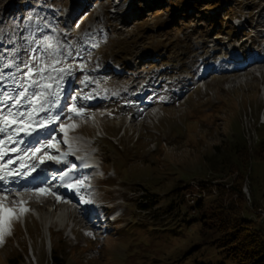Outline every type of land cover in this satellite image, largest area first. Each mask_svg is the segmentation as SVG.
<instances>
[{"label":"rangeland","instance_id":"obj_1","mask_svg":"<svg viewBox=\"0 0 264 264\" xmlns=\"http://www.w3.org/2000/svg\"><path fill=\"white\" fill-rule=\"evenodd\" d=\"M18 1L0 0V12ZM91 1L83 4L85 17L76 31L68 32L63 23L71 17L73 0H45L51 8L41 22L38 16L23 17L34 20L20 36L25 52L34 55V37L48 34L54 46L63 45L60 52L83 59L93 75L107 81L99 95L108 107L117 111V103H129L125 116L131 119L136 106L145 107L140 114L159 102L163 115L141 127L140 116L131 127L125 119L123 130V122L116 125L106 116L82 124L110 175L94 184L89 196L118 202L120 218L101 228L72 211L68 225L84 220L80 229L89 233L73 230L71 239L67 225L58 230L52 222L50 241L40 219L14 218V233L0 247V264H235L210 242L215 225L209 227L208 205L224 189V207L264 224V78L239 71L236 77L230 59L242 41L243 48L248 42L263 47L264 0H122L128 12L115 17L104 9L109 0H94L93 9ZM232 18L244 21L241 31L232 30ZM69 60L58 67L67 68ZM217 66L227 72L207 74ZM77 70H71L76 80L87 73L77 76ZM204 81L206 87L199 85ZM95 89L89 85L88 92L96 95ZM242 140L245 175L239 191L226 194L242 164ZM201 214L203 223L191 220Z\"/></svg>","mask_w":264,"mask_h":264},{"label":"snow or ice","instance_id":"obj_2","mask_svg":"<svg viewBox=\"0 0 264 264\" xmlns=\"http://www.w3.org/2000/svg\"><path fill=\"white\" fill-rule=\"evenodd\" d=\"M52 37L45 36L44 41H36L37 44H41V49H33V52L40 51L43 55L47 54V60L45 65L42 67L38 61L41 59V56L33 55L24 62V68L26 71L23 72L25 77L24 82L19 80L15 81L18 85V89L15 94L5 91L0 93V104L7 105L6 110L0 111V133H6L5 139H0V160H3L4 156L7 155L3 151V146L5 143H10L16 135L19 133H24L25 136H30L32 133L36 132L37 129H47L49 124L56 123L60 120L59 114H53L52 109L58 108L60 106V96L63 93L62 82L66 75H72V65H68L67 68L58 67L65 60L72 56L70 51L60 52V48L63 45H60L59 42L54 46ZM17 49H13L15 53ZM79 55V53H77ZM15 64L14 60L9 61L7 64H4L3 67L11 68ZM16 72L21 71L19 65H15ZM4 79V74L0 73V81ZM89 77L85 76L84 80L81 83H86L89 81ZM91 96H85L84 99H91ZM75 99V98H74ZM27 104L28 108L21 110L22 106ZM70 112L76 114H81L84 112L82 107H76L75 103L72 105ZM40 113H45L44 117L39 121L34 120L35 116H38ZM71 119V116H69ZM47 121V123H45ZM33 124L36 127H33ZM73 127V125H69ZM61 130L65 129V125H60ZM55 139V138H54ZM43 147V146H42ZM47 147L55 148V144H51ZM42 148H35L31 151L33 157L37 153H40ZM10 151H17L16 148H11ZM27 155V153H26ZM68 153H61V157H67ZM45 159L51 161L56 160L57 163H63L64 160L60 157H54L48 155L47 150L44 151V157L41 158V163H44ZM12 160H8L6 164L0 163V181H5L6 177L10 176H28L31 172L35 171V167H31L26 171L20 172H9L7 171V165L12 164ZM21 167H25L21 165ZM75 168V165H73ZM66 175V174H65ZM84 181L77 180L75 185H68V187H83ZM8 194H11V189H5ZM50 189L39 188L36 189L38 194H45L49 192ZM55 195V193H53ZM60 197H57L59 200ZM90 202V201H82ZM24 201H20L19 214L29 211L28 208L24 207ZM18 218L17 213L8 208L3 203V198H0V242H3L6 231L10 228L11 220L13 218Z\"/></svg>","mask_w":264,"mask_h":264},{"label":"bare ground","instance_id":"obj_3","mask_svg":"<svg viewBox=\"0 0 264 264\" xmlns=\"http://www.w3.org/2000/svg\"><path fill=\"white\" fill-rule=\"evenodd\" d=\"M122 6H123V10L129 9L127 6V3H124ZM7 10H8L7 8H4L3 12H5ZM14 11L15 10L12 8L8 13L9 16L12 15L11 18L14 17V13H13ZM243 24H244V21L240 20L237 25L241 26ZM220 48H221V46L219 48L216 47L215 49H213V55L212 56L215 57V55L218 53V50ZM3 55L4 54L1 53L0 57H2ZM230 59H232V60L234 59L233 61H235V63H236L234 65L236 70L233 72V74H235L236 77L241 76L240 74L236 73L238 71L244 72L245 73L244 75H247V74L252 73L253 70L262 69L261 67L264 66V55L262 53H260L259 51H255V49L252 48V46H245V48H243V45H240L239 47L238 46L235 47L233 49V54H230ZM206 72H207V74H212L214 76L215 74H224L227 71H224L223 69H220L219 66H217L215 69H211V70L207 69ZM206 72L205 71L202 72V74L200 75V77H201L200 80L203 79ZM263 84H264V81H263ZM136 85H137V82H135L134 86H136ZM204 85L206 87L208 85V82L204 81ZM154 100H155V98H152V99H150V102H152ZM100 101H101L100 99H98L96 96H94L92 99H90L89 106L91 108H95L99 105ZM118 104H117V106L120 107V105H118ZM149 107H150V105L148 106V108ZM135 108H136V110L130 114V116L132 118L129 120H126V122H128V124H129V127H131L133 125L132 120H133V118H135L134 116L140 111V109H142V108L145 109V107H143V106H136ZM120 111H122V113H121L122 115H120V117L118 119H121L122 116L130 113V104L128 103L126 105H122L120 108ZM111 112H112V109L109 108L104 113L97 114L94 118L97 120L102 119L103 116H106V118H110ZM88 120L91 121V119H88ZM121 122H125V121L121 120ZM118 123H119V121L116 120V125H118ZM64 125H65V130L69 131V129H70L69 125L66 123H64ZM78 132H80V131H78ZM37 133H38V130L36 132L32 133V135H30V136H25L24 133H21L20 134L22 136L21 140H25L26 142H28V144H30V140H32L34 137H37ZM81 134L82 133H79V135H78L77 133H74V131H73V133H71L69 135L66 134L64 136V139H65V141H67L69 143V145H81L84 148H87V146H86L87 141L82 136H80ZM14 143L15 142L12 141V142H10L9 145H7V154H10L12 152V151H10V149H11L10 147ZM72 143H74V144H72ZM17 146H18V144H17ZM27 147L28 146H26L25 150H27ZM66 150L70 151V147L69 146L66 147ZM20 151H18L16 153L12 152V154H10L11 158L9 160H12V161H14L15 159L20 160L23 156H26V153L25 154L23 153L24 155L23 154L20 155L19 154ZM77 153H83V152L78 151ZM27 155H28V152H27ZM90 162H91L90 160L82 161L79 164V168L91 166ZM88 164H90V165L88 166ZM12 165L11 164L7 165L6 170L10 171L12 169L10 166H12ZM59 167L60 166L57 165V168L55 167V169L54 168L49 169L47 166H44V164H42V165H40L39 170L34 171L32 174L36 173L39 175L40 174L43 175V180L41 182H38L39 185H41L42 183H45L46 179L50 180L49 183H46V185L43 186L42 188L49 189V184L54 183L55 186H57V185L59 186V184H61V188L63 190H68L67 184L68 183L72 184V181L71 182H69V181L73 177L76 168L70 169V168L64 167V168L59 169ZM11 178L19 179V176H15V177H11ZM82 180L84 182H87L88 179L84 178ZM26 185H29V183L25 182L24 179L23 180L21 179V183L19 185H17L16 187H12L14 189L15 193L11 192V194H8L6 191H2L0 188V195L3 194L7 197L4 204L6 206L9 205L10 207L15 205V204H19L16 193L17 192L19 193L18 190L21 189V187H26ZM26 189H21L20 193H27L30 191L29 187H27ZM31 192H32L31 195H27L28 197L29 196L31 197V200L29 202L24 201L25 202L24 207L31 208L33 210V212L38 216V218L42 221L44 228L47 232V237L49 238V241H50V228L52 226L51 225L52 222H57V224L59 225L58 229H60L64 225H66L67 220H69V218H70V215H71L70 212L71 211L69 210V206L67 203L68 198H65L66 201H64V199H62V198L57 200V197H60L58 192H56L55 195H53V196L51 195V194H53L51 191H49L45 194H38L36 192V190L32 189ZM40 196H44V198L41 200H37L36 198L40 197ZM73 212H75V211H73ZM74 216H75V214H73V219H74ZM74 223H76L78 225H83L85 222H82V224L79 222H74ZM11 231H13V226H11Z\"/></svg>","mask_w":264,"mask_h":264},{"label":"trees","instance_id":"obj_4","mask_svg":"<svg viewBox=\"0 0 264 264\" xmlns=\"http://www.w3.org/2000/svg\"><path fill=\"white\" fill-rule=\"evenodd\" d=\"M243 143L244 142L242 140L238 150V152H244L241 158L242 164L240 169L238 166L235 168V172L237 174L234 177V180H232L234 183H231L226 194L236 190L239 191V180L243 179L245 175V162L248 155L245 153L246 148ZM219 189L220 185L218 190ZM224 191L225 190L223 189V192H219L213 199H211L208 205L209 209H211V224L209 223V227L215 225L213 229L215 236L210 240V242L212 245L217 247L225 255V257L232 260L235 264H264L263 222H258L254 218L247 217L245 215H238L235 211H233V209H229L226 206L224 207ZM200 206L201 202L200 200H197L195 206L196 209L198 210ZM204 217V214H201L199 218L193 217L191 220L200 219L203 223ZM260 221H263V219ZM205 223L208 222L206 221ZM203 226H205V224H203ZM53 258L56 261L58 259L55 255Z\"/></svg>","mask_w":264,"mask_h":264}]
</instances>
